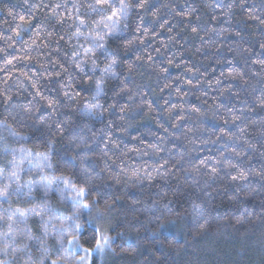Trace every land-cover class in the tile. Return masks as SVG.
Instances as JSON below:
<instances>
[{
  "label": "trees",
  "instance_id": "trees-1",
  "mask_svg": "<svg viewBox=\"0 0 264 264\" xmlns=\"http://www.w3.org/2000/svg\"><path fill=\"white\" fill-rule=\"evenodd\" d=\"M0 264H264V0H0Z\"/></svg>",
  "mask_w": 264,
  "mask_h": 264
},
{
  "label": "rangeland",
  "instance_id": "rangeland-1",
  "mask_svg": "<svg viewBox=\"0 0 264 264\" xmlns=\"http://www.w3.org/2000/svg\"><path fill=\"white\" fill-rule=\"evenodd\" d=\"M37 161V160H36ZM18 221L19 220H17L16 219V223H18ZM13 227H15V226H13ZM16 228H19V227H15L14 228V230H17ZM65 236H67V233H62V236L60 237V242H59V244H62V243H64L65 241H63L64 240V238H65ZM68 245H69V247H70V242L68 243ZM63 244H62V254H61V256H62V260L63 261H66V262H69L70 261V259H71V256L67 253V252H65V249L63 248ZM60 262L59 263H62L61 262V259L59 260Z\"/></svg>",
  "mask_w": 264,
  "mask_h": 264
}]
</instances>
